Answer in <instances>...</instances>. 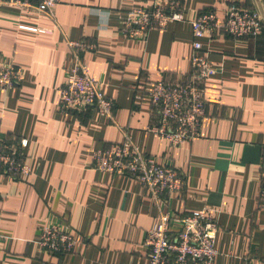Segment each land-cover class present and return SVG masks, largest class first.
Instances as JSON below:
<instances>
[{"label": "crops", "instance_id": "0c3cea01", "mask_svg": "<svg viewBox=\"0 0 264 264\" xmlns=\"http://www.w3.org/2000/svg\"><path fill=\"white\" fill-rule=\"evenodd\" d=\"M155 0H60L51 15L0 6V64L25 68L20 85L0 90V139H27L31 174L0 173V264H148L147 232L162 212L205 211L219 222L215 264H264V0H187L184 22L146 37L120 31V13ZM232 5L258 11L256 36L201 39L215 72L207 79L199 136L173 148L148 127L155 81L191 72V22L212 10L221 22ZM96 48L84 55L91 76L115 103V123L95 110H58L73 56L68 41ZM127 132L140 150L179 169L186 186L166 202L124 175L92 168V151L121 143ZM68 223L75 250L53 255L42 230Z\"/></svg>", "mask_w": 264, "mask_h": 264}, {"label": "built area", "instance_id": "2783aa9c", "mask_svg": "<svg viewBox=\"0 0 264 264\" xmlns=\"http://www.w3.org/2000/svg\"><path fill=\"white\" fill-rule=\"evenodd\" d=\"M187 0H155L150 7H139L120 13V31L124 37H146L152 30H164L171 23L184 22ZM60 0H0L1 5L33 8L51 15ZM193 53L191 72L183 79L155 81L149 92L154 109V122L148 131L155 133L177 148L181 143L199 136L202 119L206 115L207 79L215 72L203 55L201 39L208 37L256 36L262 20L256 10L232 5L223 22L212 10L200 12L191 22ZM73 67L60 90L58 110L62 113H84L95 110L99 117L115 123V103L101 91V85L91 76L84 55L95 50L96 44L84 40L68 41ZM25 68L18 64H0V90L21 84ZM27 139H0V173L13 180H25L31 169L25 158ZM92 168L112 175H124L138 181L155 201L166 202L172 194H181L186 186L183 173L174 166L160 164L153 156L140 150L131 136L124 132L121 143H112L92 151ZM259 205L264 210V187L259 194ZM2 212L0 211V226ZM219 222L205 211L187 215L172 211L162 212L160 222L147 232L144 245L148 264H215L218 255ZM6 237L0 233V242ZM77 239L69 224L48 225L41 233L40 247L53 255L72 253ZM245 264H252L249 259Z\"/></svg>", "mask_w": 264, "mask_h": 264}]
</instances>
